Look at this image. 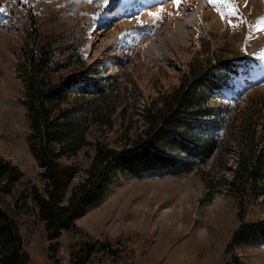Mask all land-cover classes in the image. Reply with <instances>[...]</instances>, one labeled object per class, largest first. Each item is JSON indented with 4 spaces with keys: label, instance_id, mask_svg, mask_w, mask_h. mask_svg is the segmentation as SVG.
I'll use <instances>...</instances> for the list:
<instances>
[{
    "label": "rangeland",
    "instance_id": "rangeland-1",
    "mask_svg": "<svg viewBox=\"0 0 264 264\" xmlns=\"http://www.w3.org/2000/svg\"><path fill=\"white\" fill-rule=\"evenodd\" d=\"M28 21L41 37L68 45L73 60L80 57L63 73L98 87L66 92L64 106H89L86 143L63 157L77 171L73 182L84 176L97 144L127 150L144 138L141 109L159 106L187 73L229 59L240 64L237 74L207 95V108L219 112L217 147L184 174L120 175L71 229L48 238L31 195L45 181L28 147L21 103ZM261 118L264 0H181L179 7L174 0H0V155L22 171L9 192L0 191V205L15 220L30 264H70L85 244L95 247L86 264H117L98 249L103 242L126 249L128 264H264V244H230L239 222L264 217V173L257 197L242 192V219L228 185L238 153L251 146L238 136L258 133Z\"/></svg>",
    "mask_w": 264,
    "mask_h": 264
},
{
    "label": "trees",
    "instance_id": "trees-1",
    "mask_svg": "<svg viewBox=\"0 0 264 264\" xmlns=\"http://www.w3.org/2000/svg\"><path fill=\"white\" fill-rule=\"evenodd\" d=\"M26 31L30 41L22 53L21 103L28 125V147L42 166L43 190H33L31 195L36 216L44 223L48 238L54 239L62 230L71 229L74 220L98 204L120 175L141 178L184 174L205 162L217 147L214 126L219 112L216 108H207V95L226 86L237 74L240 64L229 59L209 61L198 71L187 73L169 95L162 97L159 106L151 103L141 109L145 121L144 138L139 140V137V141L127 150L97 144L84 176L73 182L77 171L64 162L63 157L86 143L89 106L87 101L64 106L68 98L66 92L81 93L87 92L89 87H98L92 79L86 81L81 74L63 73L73 62L82 63L80 57L75 56L73 60L74 54L65 53L68 45L41 37L31 21ZM261 119L258 133L252 131L245 137L246 132H240L238 136L239 142L248 140L251 145L238 153L235 176L228 182L230 189L239 196V217L243 190H248L252 198L260 193L258 186L264 173V119ZM21 176L20 168L0 155V191L9 192ZM230 244H264V217L239 222ZM231 245L227 247L233 248ZM147 248L143 244L142 252ZM98 249L110 254L117 264H128L126 249L117 250L104 242ZM50 250L54 251V247ZM94 250L93 245L85 244L71 253L70 264H86ZM233 260L238 262L239 258L235 256ZM0 264H30L18 226L1 205Z\"/></svg>",
    "mask_w": 264,
    "mask_h": 264
},
{
    "label": "snow or ice",
    "instance_id": "snow-or-ice-1",
    "mask_svg": "<svg viewBox=\"0 0 264 264\" xmlns=\"http://www.w3.org/2000/svg\"><path fill=\"white\" fill-rule=\"evenodd\" d=\"M174 3L179 7L181 0H174ZM209 3H215V0H209ZM153 15H158L157 13H153ZM236 25H233L235 27Z\"/></svg>",
    "mask_w": 264,
    "mask_h": 264
}]
</instances>
